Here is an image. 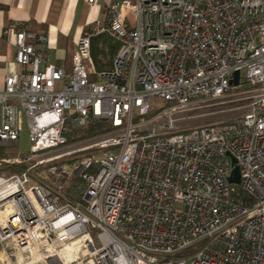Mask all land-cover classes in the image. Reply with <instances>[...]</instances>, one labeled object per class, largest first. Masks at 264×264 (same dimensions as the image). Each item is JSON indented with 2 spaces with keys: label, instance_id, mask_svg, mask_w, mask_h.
I'll list each match as a JSON object with an SVG mask.
<instances>
[{
  "label": "built area",
  "instance_id": "2783aa9c",
  "mask_svg": "<svg viewBox=\"0 0 264 264\" xmlns=\"http://www.w3.org/2000/svg\"><path fill=\"white\" fill-rule=\"evenodd\" d=\"M85 1L104 18L80 32L69 74L39 68L46 33L15 30L0 148L17 146L20 112L31 144L0 156L18 168L0 172V264H264V0ZM100 34L118 49L99 71ZM215 113L228 116L194 123ZM89 120L112 130L68 144Z\"/></svg>",
  "mask_w": 264,
  "mask_h": 264
},
{
  "label": "crops",
  "instance_id": "0c3cea01",
  "mask_svg": "<svg viewBox=\"0 0 264 264\" xmlns=\"http://www.w3.org/2000/svg\"><path fill=\"white\" fill-rule=\"evenodd\" d=\"M103 18L101 7L85 0H0V86L5 75L20 71L14 61L18 25L48 35L47 43L35 44L42 59L40 69L48 57L50 63H63L66 70L80 32L93 20Z\"/></svg>",
  "mask_w": 264,
  "mask_h": 264
},
{
  "label": "trees",
  "instance_id": "16d2710c",
  "mask_svg": "<svg viewBox=\"0 0 264 264\" xmlns=\"http://www.w3.org/2000/svg\"><path fill=\"white\" fill-rule=\"evenodd\" d=\"M118 49V43L110 38L106 34H100L93 36L90 42V51L93 63L97 70L109 69L111 67V58L115 55ZM112 130L109 122H97L89 120L83 127L73 130L68 134V144L73 142L82 141ZM7 150L0 148V156L7 155ZM87 155V153L73 154L71 156L64 157L61 161L67 163H73L76 159ZM76 179H71L66 187V195L76 200ZM241 197H245L243 193L238 192Z\"/></svg>",
  "mask_w": 264,
  "mask_h": 264
},
{
  "label": "rangeland",
  "instance_id": "374dc122",
  "mask_svg": "<svg viewBox=\"0 0 264 264\" xmlns=\"http://www.w3.org/2000/svg\"><path fill=\"white\" fill-rule=\"evenodd\" d=\"M129 1L133 2L135 0H129ZM94 5L98 6V4H94ZM84 66H85L87 72H91V67L86 61L84 62ZM71 68H72V61H69V63H67V66H66L67 74H69L71 72ZM90 79H97V76L95 74H91ZM151 103H152V106L154 109L159 108L160 106H162L164 104L163 100H161L159 98H152ZM227 116H228L227 114L215 113V114L208 115L204 118H201L199 120H196V121H194V123H196V124L209 123V122L215 121L217 119L226 118ZM19 117H20L19 118L20 133H19L17 146L13 147V148L5 149V150H7V153H8L5 156H8V155H25V154L29 153L30 144H31L29 129H28V126L26 124L25 116L21 112L19 113ZM73 143H76V142H73ZM17 170H18V168H16V167L0 168V172H3L5 174L13 173V172H16Z\"/></svg>",
  "mask_w": 264,
  "mask_h": 264
},
{
  "label": "water",
  "instance_id": "95a60500",
  "mask_svg": "<svg viewBox=\"0 0 264 264\" xmlns=\"http://www.w3.org/2000/svg\"><path fill=\"white\" fill-rule=\"evenodd\" d=\"M238 72H234L233 74V83L237 84L238 83ZM235 163V159L232 158V164ZM229 181L232 183H239L240 182V177H239V170L237 166H234L231 172V176L229 178Z\"/></svg>",
  "mask_w": 264,
  "mask_h": 264
},
{
  "label": "bare ground",
  "instance_id": "6f19581e",
  "mask_svg": "<svg viewBox=\"0 0 264 264\" xmlns=\"http://www.w3.org/2000/svg\"><path fill=\"white\" fill-rule=\"evenodd\" d=\"M67 248H68V247H66V249H67ZM61 254H64V255H65V254H66V253H65V250H63V251L61 252Z\"/></svg>",
  "mask_w": 264,
  "mask_h": 264
}]
</instances>
